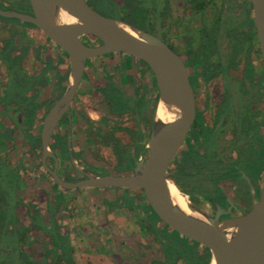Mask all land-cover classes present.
Returning a JSON list of instances; mask_svg holds the SVG:
<instances>
[{
	"label": "flooded vegetation",
	"instance_id": "obj_1",
	"mask_svg": "<svg viewBox=\"0 0 264 264\" xmlns=\"http://www.w3.org/2000/svg\"><path fill=\"white\" fill-rule=\"evenodd\" d=\"M182 1L184 8L176 10L173 7L170 10L167 44L184 63L194 108L184 140L169 162V179L190 198L196 210L207 211L212 216L216 203L221 210L228 211L221 213L218 219L237 217L246 213L257 201L264 165V62L255 33L252 5L250 0H223L215 18L209 21L198 18L192 23L187 18L191 10L201 14L209 0H198L201 2L199 6ZM7 7L31 13L28 0H0V8ZM84 43L95 45L99 42L92 38ZM106 74L87 79H81V75L72 100L81 88L88 94H98L102 100L101 94L96 92L97 88L109 87L110 83L126 91L121 80L112 74V81H108ZM72 100L68 114L59 119L61 124L58 128L65 132L66 141L70 126V147L74 149L71 123L68 124ZM81 114H76L77 118ZM95 114L97 119L102 118L100 113ZM122 115L126 116L127 112L118 116ZM88 122L91 126L92 123ZM135 125L132 144L138 140L140 131L143 137L144 124L139 123L138 116ZM99 132L104 134V141H109L107 130ZM114 137L122 144L120 138ZM73 157L101 159L78 157L74 153ZM78 171L83 175L87 173L83 166ZM191 183L198 186L192 198L186 192Z\"/></svg>",
	"mask_w": 264,
	"mask_h": 264
},
{
	"label": "water",
	"instance_id": "obj_2",
	"mask_svg": "<svg viewBox=\"0 0 264 264\" xmlns=\"http://www.w3.org/2000/svg\"><path fill=\"white\" fill-rule=\"evenodd\" d=\"M28 1L31 13L0 8V16L14 17L33 24L67 56L65 88L43 115L39 131L40 162L53 181L66 189H141L160 222L179 235L206 247L213 264H264V165L258 199L243 215L218 219L221 213L228 211L221 210L214 203L212 216L200 214L187 200V206L198 213L195 216L183 212L171 201L167 183L172 181L166 177V170L189 129L194 108L192 90L179 55L157 36L136 29L122 20L105 16L85 0ZM250 2L255 33L264 62V0ZM58 12H63L74 21L59 22L56 17ZM83 35H92L99 43L86 44L80 39ZM111 52H122L142 60L152 72L157 99L175 116L166 122L153 118L145 140L146 154L134 161L131 173H85L83 178L77 180L64 179L58 175V159L49 149L50 136L61 116L69 112V103L82 75L85 60ZM135 117L137 119V113ZM69 128L70 126L66 139L69 161L81 170L75 163L70 147ZM262 140L264 152V112ZM47 158L53 160L51 167L46 164Z\"/></svg>",
	"mask_w": 264,
	"mask_h": 264
},
{
	"label": "trees",
	"instance_id": "obj_3",
	"mask_svg": "<svg viewBox=\"0 0 264 264\" xmlns=\"http://www.w3.org/2000/svg\"><path fill=\"white\" fill-rule=\"evenodd\" d=\"M85 1L101 14L122 20L136 29L145 30L153 35H155L153 32L157 30L154 25L157 17L162 19L164 14L167 15V0ZM187 1L191 5L199 6L201 4L198 0ZM7 9L11 10L12 8L7 7ZM0 21H10L13 25L35 27L31 23L20 21L14 17L0 16ZM86 36L98 41L92 35ZM53 45L56 51L41 62L36 73L28 74L19 64L21 56L27 50V45L18 42L14 34L0 40V63L6 70L3 96L0 99V264H74L71 256L73 247L61 224L63 215L55 216L56 210H66L60 208L64 200L63 194H49L46 198L45 210L41 211L32 195L27 198L25 194L19 193L24 175L30 174L22 161L24 155L38 159L37 169H35L37 175L34 173L33 176L36 175L35 177L39 178V172L45 170L40 162L39 132H35L34 129L36 124H41L43 115L63 92L67 82V56L58 46L54 43ZM122 54L135 59L154 80L152 72L142 60L125 53ZM48 71H51L53 75L52 81L49 83H47L46 76ZM112 77V72L106 74L108 81H112ZM96 92L101 94L102 101L111 116H118L122 112L137 113L139 123L143 124L144 117L152 104L151 111L154 116L157 100L155 101V96L153 98L147 96L146 91L140 87H134L132 92L128 93L110 83L109 87L97 88ZM84 119L88 121L87 118L84 117ZM141 133L140 131L138 140H134L133 144L127 147L120 144L112 133L106 134L109 138L106 144L111 147L117 164L120 165L124 161L125 165L129 167V173H131L137 157L144 156L147 151ZM95 135L101 137L103 134L95 132ZM133 135H135V131H133ZM13 147L19 151L15 165H11L5 160L6 152ZM49 149L57 159L62 158L67 163L69 162L65 132L57 129V126L50 136ZM71 149L76 155L74 149ZM46 164L51 167L53 160L47 158ZM74 172V174L68 172L64 179L77 180L84 177L80 171L75 169ZM166 177L169 178L167 170ZM87 189L94 190L93 188ZM97 189L99 190L95 191L117 192L116 196L111 199L104 197L100 199L103 204H117L128 210L139 209L143 212L145 223L140 221L138 225L147 230L158 242L161 252L158 264H175L178 260H181L183 264H209L208 249L179 235L169 226L161 223L148 205L141 189H139L138 195L127 189ZM48 211L50 213L46 215ZM19 220H22V223ZM156 226H163V230L157 229ZM60 230L62 233L59 232ZM31 231L34 232L33 235ZM37 233L42 235V241L36 240ZM32 237L36 239H32ZM29 238L39 242L41 248L35 251L30 246L29 252L24 250V241Z\"/></svg>",
	"mask_w": 264,
	"mask_h": 264
},
{
	"label": "rangeland",
	"instance_id": "obj_4",
	"mask_svg": "<svg viewBox=\"0 0 264 264\" xmlns=\"http://www.w3.org/2000/svg\"><path fill=\"white\" fill-rule=\"evenodd\" d=\"M167 1V15L164 14L162 19L157 17L154 24L157 30L153 32L166 43L169 39L171 8L174 7L176 10L184 8L182 0ZM222 4L223 0H209L206 2L201 14H196L191 10L187 18L191 19L192 23L198 18L209 21L216 17ZM10 34H14L18 42L27 45V50L21 56L19 64L23 71L28 74L36 73L41 66V62L56 51L53 43L36 27L13 25L10 21H0V40L8 38ZM80 39L85 42L90 41L92 37L83 35ZM85 65V74L83 73L84 76L82 75L81 79L83 77L87 79L89 76L100 78L106 73L112 72L116 79L121 80L122 86L128 93H131L134 87H140L146 91L147 96L151 98L155 96V101L158 98L154 80L151 79L147 70L129 56L120 52L105 53L86 59ZM46 76L47 83L51 82L52 72L48 71ZM5 80L6 70L3 64L0 63V99L3 96ZM83 84H85V81ZM99 98L98 94H88V91L81 88V90H77L76 96L72 100L68 124L71 123V134L74 145H76L74 146V152L78 157L94 156L101 158L74 159L75 163L80 168L82 166L86 168L87 173L92 175L127 174L129 169L126 165H117L111 147L106 144L107 141H104V134L98 137L95 132L107 130L106 133H112L120 138L124 147L131 146L136 118L132 112L127 113L126 116L112 118L105 104ZM152 106L153 104L144 117L142 137L144 142L148 127L154 118L151 111ZM95 112L100 113L102 118L97 119ZM78 113H82L80 118L76 116ZM84 117L92 123L91 126H89L88 121H85ZM59 124L61 123L59 122L56 125L57 129H59ZM40 126L41 124H36L34 131L39 132ZM18 152L16 147L8 149L5 160L9 164L15 165ZM22 161L27 166L30 174L24 175L19 193L25 194L27 198L32 195L41 211L45 210L46 198L49 194H63L64 200L60 208L66 210H56L55 216L63 215L61 224L73 247L71 256L74 264H158L161 257L158 242L147 230L138 225L140 221L144 222V214L141 210H128L117 204L105 205L100 201L103 197L106 199L115 197L117 192L95 191L99 190L97 188H93L94 190L82 187L70 188L69 190L59 188L46 170L39 172V178L35 177L37 175L35 173L38 164L37 158L24 155ZM68 163L58 158L57 170L59 171L58 175L62 178L66 177L68 172L74 174L75 169L78 170L70 161ZM168 169L169 165L167 171ZM34 173L35 176H33ZM196 188L198 186L191 183L190 189L186 191L191 198L192 194L196 192ZM129 191L136 195L140 193L139 189H129ZM185 197L191 202L190 198ZM43 213L45 214V212ZM49 213L50 211L46 212V215ZM198 213L207 214L208 212L200 211ZM156 228L163 230V226H156ZM59 232L62 233V230ZM31 234L33 235L34 232L31 231ZM36 237L37 239L33 237L32 239L42 241L41 234L37 233ZM32 239L29 238L24 241L23 249L27 252H29L30 246L35 251L41 248V244ZM175 264L183 263L178 260Z\"/></svg>",
	"mask_w": 264,
	"mask_h": 264
},
{
	"label": "bare ground",
	"instance_id": "obj_5",
	"mask_svg": "<svg viewBox=\"0 0 264 264\" xmlns=\"http://www.w3.org/2000/svg\"><path fill=\"white\" fill-rule=\"evenodd\" d=\"M56 17H57V20L62 23H68V22L74 21L73 18L64 14L63 12H58ZM124 27L127 29L126 26ZM174 116L175 114L172 111H169L167 107L159 99H157L155 111H154V117L157 120L166 122V121L172 120ZM167 184H168V192H169V195H170V198L173 204H175L179 209H181L183 212L187 214L198 216V213L192 211L187 206L186 197L181 192H179V190L175 187V185H173L171 182H168ZM209 264H213V262L210 261Z\"/></svg>",
	"mask_w": 264,
	"mask_h": 264
},
{
	"label": "crops",
	"instance_id": "obj_6",
	"mask_svg": "<svg viewBox=\"0 0 264 264\" xmlns=\"http://www.w3.org/2000/svg\"><path fill=\"white\" fill-rule=\"evenodd\" d=\"M140 157H141V155H139L137 158L139 159ZM123 164H125L124 161H123L122 164H120V165H123Z\"/></svg>",
	"mask_w": 264,
	"mask_h": 264
}]
</instances>
